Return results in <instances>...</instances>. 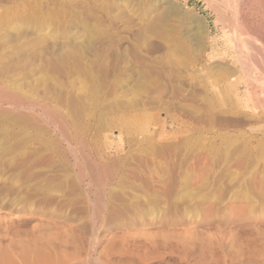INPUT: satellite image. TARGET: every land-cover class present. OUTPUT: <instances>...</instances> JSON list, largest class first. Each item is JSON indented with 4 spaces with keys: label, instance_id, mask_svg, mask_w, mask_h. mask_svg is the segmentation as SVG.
Returning a JSON list of instances; mask_svg holds the SVG:
<instances>
[{
    "label": "rangeland",
    "instance_id": "rangeland-1",
    "mask_svg": "<svg viewBox=\"0 0 264 264\" xmlns=\"http://www.w3.org/2000/svg\"><path fill=\"white\" fill-rule=\"evenodd\" d=\"M262 1L0 0V252L264 264Z\"/></svg>",
    "mask_w": 264,
    "mask_h": 264
},
{
    "label": "bare ground",
    "instance_id": "bare-ground-1",
    "mask_svg": "<svg viewBox=\"0 0 264 264\" xmlns=\"http://www.w3.org/2000/svg\"><path fill=\"white\" fill-rule=\"evenodd\" d=\"M38 1V0H37ZM105 1V0H104ZM264 1V0H263ZM262 1V2H263ZM32 4V3H31ZM80 5V4H79ZM261 6V4H260ZM84 7V6H83ZM111 7V6H110ZM264 7V2H263V6ZM215 12V11H214ZM221 12L219 11V13H217V16L219 17V20H221L220 18V14ZM236 13V12H235ZM93 15V14H92ZM164 15V14H163ZM237 16V15H236ZM222 17V15H221ZM93 19V18H92ZM95 19V18H94ZM98 19V18H97ZM235 19V18H234ZM237 19V18H236ZM235 19V20H236ZM240 20V19H239ZM94 21V20H93ZM237 21V20H236ZM96 22V21H95ZM152 22V21H151ZM221 22V21H220ZM92 23V22H91ZM97 23V22H96ZM238 23V22H237ZM95 24V23H94ZM148 24V23H147ZM239 24V23H238ZM201 25V24H200ZM236 25V23H235ZM242 25V24H241ZM150 26V25H149ZM239 26V25H238ZM99 27V26H98ZM238 28V27H237ZM249 31V30H248ZM246 39L243 38V41L247 43V45H249L248 47L250 49H252V51H256L257 50H261V49H257L258 47H256V42H257V35L252 33V32H247L245 34ZM80 37V36H79ZM235 37V36H234ZM144 38V37H143ZM147 38V37H146ZM259 38V37H258ZM76 39V38H75ZM145 39V38H144ZM102 40V39H101ZM236 40V39H235ZM240 40V41H241ZM246 40V41H245ZM173 41V40H172ZM63 42V41H62ZM235 42V41H234ZM66 43V42H65ZM246 43L244 45H246ZM239 45V44H238ZM77 46V45H76ZM240 47V45H239ZM246 47V46H245ZM260 47V46H259ZM244 49V48H243ZM257 49V50H256ZM245 50V49H244ZM264 50V49H263ZM259 52H263V51H259ZM68 53V52H67ZM241 53V52H240ZM244 53V52H243ZM264 53V52H263ZM80 54V53H79ZM246 54V53H245ZM244 54V55H245ZM256 54L254 53V55L251 56L252 60H256ZM81 55V54H80ZM258 55V54H257ZM246 56V55H245ZM66 57V56H65ZM244 57V56H243ZM248 57V56H247ZM264 57V56H262ZM250 58V57H249ZM259 59V58H258ZM246 60V59H245ZM249 61V60H248ZM261 61V60H260ZM253 62V61H252ZM263 61H261L262 63ZM250 65V64H249ZM252 65V64H251ZM261 65V64H259ZM252 67V66H251ZM250 70V69H249ZM258 74V73H257ZM252 78L257 81L261 86L264 87V78L263 77H259V76H252ZM251 79V78H250ZM258 84V85H259ZM263 95V94H262ZM263 104V102H262ZM263 106V105H262ZM261 108V107H260ZM262 110V109H261ZM246 152V151H245ZM257 153V151H256ZM215 157V156H214ZM251 164V163H250ZM264 171V170H263ZM257 180V179H256ZM36 228V227H35ZM48 228V227H47ZM53 233V232H52ZM38 242V240L32 239L30 240L29 243H27V245H24L26 248V250L28 252H26L23 256V263L24 264H75L73 258H68V257H61V256H53L51 254H49L48 252L43 251L40 246L38 244H36ZM237 256V255H236ZM0 264H13V261L10 260V257L4 253L3 251L0 252ZM85 261V260H84ZM87 263V261H85ZM80 264V263H79ZM82 264V263H81ZM84 264V263H83Z\"/></svg>",
    "mask_w": 264,
    "mask_h": 264
}]
</instances>
